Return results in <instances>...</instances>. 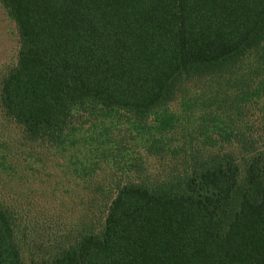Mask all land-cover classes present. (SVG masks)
I'll return each instance as SVG.
<instances>
[{
  "label": "trees",
  "instance_id": "16d2710c",
  "mask_svg": "<svg viewBox=\"0 0 264 264\" xmlns=\"http://www.w3.org/2000/svg\"><path fill=\"white\" fill-rule=\"evenodd\" d=\"M0 3L19 43L0 187L40 148L84 209L53 235L0 198V264H264V0ZM196 85L190 127L170 105Z\"/></svg>",
  "mask_w": 264,
  "mask_h": 264
},
{
  "label": "rangeland",
  "instance_id": "374dc122",
  "mask_svg": "<svg viewBox=\"0 0 264 264\" xmlns=\"http://www.w3.org/2000/svg\"><path fill=\"white\" fill-rule=\"evenodd\" d=\"M18 47L14 22L0 3V75L15 64ZM207 88L192 86L189 93L170 105V109L182 117L183 123L189 124L190 127L195 126L207 109L205 105L208 100L203 96L208 92ZM18 133L16 125L10 123L0 112V139L11 140L18 137ZM33 151L34 154L30 156L33 161L38 158H42V161L34 162L33 170H20L22 175L20 180L10 184L13 195L9 194L8 186L0 187V198L15 205L16 210H19L23 216L26 215L34 223L44 226L47 234L54 231L53 235H57L60 224L70 225L84 210L81 207L82 203L78 202L77 193H81L79 190L82 191L77 184L80 181L72 172H66L64 167L58 165L61 159L51 158V155H47V151H42L40 148H35ZM46 221L60 222L53 224L52 229H48L47 225L50 223L42 224ZM37 230L36 238L40 239L43 234L38 228ZM35 252L40 254L28 251L24 255L30 261L39 259L43 254L38 249H35Z\"/></svg>",
  "mask_w": 264,
  "mask_h": 264
}]
</instances>
